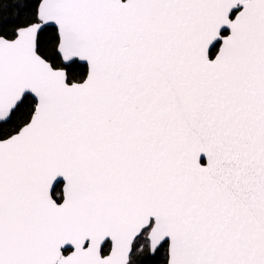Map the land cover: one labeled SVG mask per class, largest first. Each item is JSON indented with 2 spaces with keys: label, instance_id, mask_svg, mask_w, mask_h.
I'll list each match as a JSON object with an SVG mask.
<instances>
[{
  "label": "snow or ice",
  "instance_id": "1",
  "mask_svg": "<svg viewBox=\"0 0 264 264\" xmlns=\"http://www.w3.org/2000/svg\"><path fill=\"white\" fill-rule=\"evenodd\" d=\"M155 258L264 264V0H0V264Z\"/></svg>",
  "mask_w": 264,
  "mask_h": 264
},
{
  "label": "trees",
  "instance_id": "2",
  "mask_svg": "<svg viewBox=\"0 0 264 264\" xmlns=\"http://www.w3.org/2000/svg\"><path fill=\"white\" fill-rule=\"evenodd\" d=\"M12 9H6V12H11ZM150 264H159V258H155L152 261H150Z\"/></svg>",
  "mask_w": 264,
  "mask_h": 264
},
{
  "label": "water",
  "instance_id": "3",
  "mask_svg": "<svg viewBox=\"0 0 264 264\" xmlns=\"http://www.w3.org/2000/svg\"><path fill=\"white\" fill-rule=\"evenodd\" d=\"M204 160H205V162H206V157L205 158H203Z\"/></svg>",
  "mask_w": 264,
  "mask_h": 264
}]
</instances>
